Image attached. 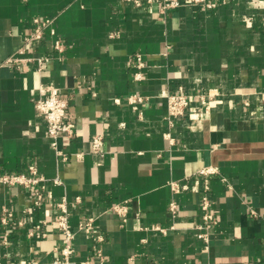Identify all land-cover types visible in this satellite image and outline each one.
Instances as JSON below:
<instances>
[{
	"label": "crops",
	"instance_id": "1",
	"mask_svg": "<svg viewBox=\"0 0 264 264\" xmlns=\"http://www.w3.org/2000/svg\"><path fill=\"white\" fill-rule=\"evenodd\" d=\"M162 1L137 8L128 0H0V175H30L35 165L52 195L35 207L34 189L0 186V264H53L63 199L77 262L95 260L93 239L79 231L93 218L105 264H264V0H206L216 7L166 14ZM35 18L53 25L19 56L48 57L46 68L7 66ZM139 53L146 80L136 83ZM47 85L68 101L76 125L73 139L59 140L68 162L57 156L36 106ZM180 88L196 98L170 126L167 95ZM133 94L148 99L138 110L127 102ZM197 95L212 97L209 113ZM96 135L104 137L102 155L92 152ZM206 167L217 174L199 175ZM56 177L63 185H54ZM173 181L190 189L176 194ZM205 196L217 217L208 246L196 229ZM171 201L179 205L175 220ZM125 202L123 223L112 209ZM4 208L13 214L7 227ZM39 224L47 237L30 235Z\"/></svg>",
	"mask_w": 264,
	"mask_h": 264
},
{
	"label": "built area",
	"instance_id": "2",
	"mask_svg": "<svg viewBox=\"0 0 264 264\" xmlns=\"http://www.w3.org/2000/svg\"><path fill=\"white\" fill-rule=\"evenodd\" d=\"M134 4L135 7L140 8L144 6V0H128ZM155 0H147V2L152 5ZM206 3L207 8H215V4H207L206 0H163L161 12L166 14V12L173 8H179L185 5H197ZM34 28L30 35L25 38V45L21 47L17 53L11 56L6 61L7 66L21 67L24 63L32 62L37 64V71L42 72L48 62V57H36L23 59L19 55L26 53V46L33 43L34 41H41L44 39L45 31L50 29L53 25L52 19L42 20L40 18L34 19ZM55 35L54 31H51ZM54 47L57 51H63V43L61 40H56ZM146 60L142 54H137L133 61V78L136 83H141L146 80V75L144 70L146 69ZM264 97V95H263ZM196 98L191 93H186L183 88H180L178 92L174 94L167 95L168 102V121L170 126L175 125V120L179 117H183L188 113L191 108L192 100ZM197 98L204 104L207 103L205 112L210 111V101L212 97L204 95H197ZM148 99L139 94L130 95L127 98L128 105L133 110H138L140 105H143ZM118 101V100H117ZM37 109L40 111L44 121L47 126V134L51 139L52 147L55 150L57 156L64 162H68L70 157L63 153L59 149V140L61 138L73 139L76 134V125L69 121L68 119V101L61 97L60 90L53 86L47 85L40 88V96L36 100ZM92 152L98 155H102L104 149V137L96 135L92 137L91 140ZM76 158H82L83 153H78L75 155ZM30 175L27 174H1L0 175V186H22L26 189L35 190L34 206L42 207L44 205V200L46 197L51 198V191H49L47 182L44 177L39 175V171L35 165L29 167ZM217 174V169L214 167H206L199 171V175L204 177H209L211 175ZM54 185H63L60 177H56L53 181ZM208 183V182H207ZM172 191L176 194L188 191L190 189L188 184H182L180 182L173 181L170 183ZM205 190L209 191V184L205 186ZM79 200V199H78ZM80 201V200H79ZM59 214L57 216V228L58 231L63 235L62 244L56 249V256L53 264H94L95 260L99 264H105V255L99 248V245L104 242V237L99 235L94 230V219L86 218L81 221L79 225V231L85 233L87 236L91 237L95 243L96 254L94 256L95 260H84L77 262L74 258L75 247L74 241L76 233L72 230L70 226V215L68 211V203L66 199H63L58 204ZM113 212L119 216L123 223L128 221L129 205L127 202L115 205L113 207ZM201 210L203 212V224L198 225L196 229L198 230V239L202 240L206 246L210 243L209 230L213 224L217 223V217L214 213L210 211V200L208 197H204L202 200ZM169 213L171 217L175 220L179 215V205L176 201H171L169 203ZM254 214H256L253 211ZM13 214L9 212L6 208L2 209L1 221L2 224L7 227ZM43 224L36 226L35 231L30 233L31 236L37 238H45L47 234L42 231ZM175 229V227H172ZM153 230L165 233V229L161 227H153ZM5 235L3 243L5 245L9 242V231L5 230ZM29 264H39L38 262Z\"/></svg>",
	"mask_w": 264,
	"mask_h": 264
}]
</instances>
